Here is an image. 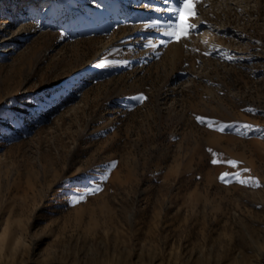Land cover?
I'll list each match as a JSON object with an SVG mask.
<instances>
[{"label": "rangeland", "instance_id": "1", "mask_svg": "<svg viewBox=\"0 0 264 264\" xmlns=\"http://www.w3.org/2000/svg\"><path fill=\"white\" fill-rule=\"evenodd\" d=\"M178 4L0 0V264H264V0Z\"/></svg>", "mask_w": 264, "mask_h": 264}, {"label": "snow or ice", "instance_id": "2", "mask_svg": "<svg viewBox=\"0 0 264 264\" xmlns=\"http://www.w3.org/2000/svg\"><path fill=\"white\" fill-rule=\"evenodd\" d=\"M168 2V0H166ZM200 2V0H179V4L176 7H172L167 9L170 13L169 21H153L151 24L146 25L148 28H163L159 34L165 37H168L170 41H174L176 43H180L182 40L189 38L191 32L197 31V25L194 23H189L190 20H195L198 12L196 10V5ZM174 18V19H173ZM167 41L161 40V45L165 44ZM210 52H205L204 55H210ZM232 59V57H228ZM104 65H98V67H103ZM139 102H142L146 97L137 98ZM197 122L201 124L206 123V119L203 117H197ZM208 127H213L212 124H208ZM231 125H225L221 127L219 130L224 131L225 128H230ZM244 127H251L250 125H244ZM217 159H213L212 163L215 165L219 163ZM228 165L231 167H236L237 162L235 161H227ZM249 171V170H245ZM229 176V173H223L219 179L222 183L226 182V177ZM237 183L242 186H255L261 187L259 180L249 177L248 179H240L239 173H236ZM96 189H93L92 192L88 193L89 195L93 194ZM80 200L84 199V197H80Z\"/></svg>", "mask_w": 264, "mask_h": 264}, {"label": "bare ground", "instance_id": "3", "mask_svg": "<svg viewBox=\"0 0 264 264\" xmlns=\"http://www.w3.org/2000/svg\"><path fill=\"white\" fill-rule=\"evenodd\" d=\"M29 2H31V0H28ZM127 2V1H126Z\"/></svg>", "mask_w": 264, "mask_h": 264}]
</instances>
